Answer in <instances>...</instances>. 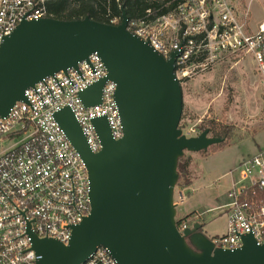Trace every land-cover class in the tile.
I'll return each instance as SVG.
<instances>
[{
    "label": "water",
    "instance_id": "obj_1",
    "mask_svg": "<svg viewBox=\"0 0 264 264\" xmlns=\"http://www.w3.org/2000/svg\"><path fill=\"white\" fill-rule=\"evenodd\" d=\"M122 10L118 26L90 18L23 21L0 47V119L26 92L45 78L88 60L102 59L107 77L80 98L86 107L102 102L110 81L116 85L123 138L115 140L106 118L93 121L102 150L90 151L72 111L55 114L73 148L86 164L91 184V214L72 227L67 245L32 237L36 264H83L105 247L118 264H264V245L241 236L242 247L215 248L195 223L178 230L175 190L179 161L185 153H201L222 143L204 131L186 137L180 123L183 90L176 77L175 57L166 60L127 31Z\"/></svg>",
    "mask_w": 264,
    "mask_h": 264
},
{
    "label": "built area",
    "instance_id": "obj_2",
    "mask_svg": "<svg viewBox=\"0 0 264 264\" xmlns=\"http://www.w3.org/2000/svg\"><path fill=\"white\" fill-rule=\"evenodd\" d=\"M47 1L0 0V47L24 20L51 18ZM173 4L166 13L150 7L141 18L128 17L127 31L166 60L177 54L175 74L181 85L217 65L246 62L253 65L264 85V22L254 29L249 10L240 12L239 0H168L165 7ZM109 21V25L118 26L122 15ZM105 77L106 67L94 53L77 68L36 84L26 92V102H18L0 119V264H36L32 234L67 245L71 228L90 216L91 184L86 164L55 114L65 108L72 111L94 154L102 150L95 119L106 118L113 138L122 139L114 83L105 84L97 106L86 107L80 98ZM200 123L188 121L183 134L197 137ZM237 169L240 180L228 192L227 231L212 239L215 248L230 251L242 247L244 235H252L258 245H264V201L255 193L256 186L264 189V156L248 157ZM179 195L183 203V193ZM175 203L178 208L180 202ZM197 216L194 224L200 219ZM193 225L183 222L178 230L183 233ZM83 264L118 263L107 248L99 247Z\"/></svg>",
    "mask_w": 264,
    "mask_h": 264
},
{
    "label": "rangeland",
    "instance_id": "obj_3",
    "mask_svg": "<svg viewBox=\"0 0 264 264\" xmlns=\"http://www.w3.org/2000/svg\"><path fill=\"white\" fill-rule=\"evenodd\" d=\"M241 1L240 12L249 10L250 20L254 26L263 22L264 0H256L250 7L248 1ZM181 86L186 115H196L200 122L206 117L215 118L221 124L232 126L233 133L226 149L203 161L200 171L206 178L203 179L202 192L190 196L183 185L191 180L190 165L193 163V156L192 153H185L183 159L185 163L188 162L190 168L188 167L189 175L186 176V181L180 177L175 190V202H180L177 219L190 213L194 208L205 205L197 196L205 195L207 192L214 196L216 193L221 194L220 201L227 205L230 200L225 192L230 179H218L221 176L220 172L230 166L233 171L236 170L239 160L243 157L246 159L259 154L264 156V85L255 75L251 63L246 62L238 66H235V63L217 65L206 72L198 73ZM194 169L193 164V175L196 174ZM234 177L237 180L240 177L238 169L234 172ZM179 192H182L185 198L183 203ZM226 220L227 209L222 207L220 210L205 213V218L201 222L205 227L212 226L218 233H222Z\"/></svg>",
    "mask_w": 264,
    "mask_h": 264
},
{
    "label": "trees",
    "instance_id": "obj_4",
    "mask_svg": "<svg viewBox=\"0 0 264 264\" xmlns=\"http://www.w3.org/2000/svg\"><path fill=\"white\" fill-rule=\"evenodd\" d=\"M168 0H48L46 7L48 14L51 18L61 21H77L85 18H90L96 22L109 24L111 17H119L124 10L129 18H141L144 16L145 11L148 8L161 9L162 13L171 11L175 4L165 7ZM173 1V0H169ZM186 119L190 123H196L200 118L196 115H186L183 110L181 119V129H184ZM186 121V122H188ZM199 131L202 133L208 131L214 138L222 139V143L212 146L210 150L216 152L229 146L231 140L233 127L230 125H224L219 123L215 118L209 119L208 117L202 119L198 126ZM207 151L201 152L206 153ZM189 164L185 163L184 159L179 161V175L181 179L186 181ZM190 185V181H186L183 188H187ZM255 193L258 199L264 201V189L255 187ZM196 214H190L179 219L178 224L188 222L189 225H193Z\"/></svg>",
    "mask_w": 264,
    "mask_h": 264
},
{
    "label": "crops",
    "instance_id": "obj_5",
    "mask_svg": "<svg viewBox=\"0 0 264 264\" xmlns=\"http://www.w3.org/2000/svg\"><path fill=\"white\" fill-rule=\"evenodd\" d=\"M245 1V0H243ZM248 1V5L250 7V4L256 0H246ZM242 1L239 0L240 5ZM245 4V3H244ZM250 16V14H249ZM264 22V20H263ZM262 21L259 23H263ZM249 23L253 28H257V26H254V24L251 22L250 17H249ZM199 115V114H198ZM226 148H223L221 150H218L216 152H213L212 150H208L206 153H192L193 156V163L190 165V170H191V180H190V185L186 188L188 195H194V193L196 192H202V188H203V179H205V175L203 174V172L200 171L201 167H202V163L203 161H205L206 158L208 157H212L215 156L219 153H221L222 150H224ZM197 154V155H196ZM245 158L243 157L241 160H239L240 162L238 163V167L241 164V162L244 160ZM193 164L195 166V175H193L192 173V168H193ZM234 167V166H233ZM236 169V168H235ZM226 171V172H224ZM236 170H232L231 166L230 167H226V169H223L222 172H220L221 176H219L218 179L221 178H229L230 179V184L228 183L226 185V194L228 195V192L230 191V189L233 187V184L236 182L237 179H235L234 174L232 175V172L234 173ZM230 176V177H229ZM240 180V177L238 178L237 181ZM181 194V193H180ZM180 196V195H179ZM221 194L216 193L215 196L212 195V193L207 192L205 195H198V199L200 200V202L204 203L205 205H202L200 208H194L190 213L185 214L184 216H182L181 218L188 216L190 214L195 213L196 215H198L197 217H200V219L197 220V223H200L203 226V232L205 233V235L210 238V239H214L217 238L219 236H222L226 233L227 231V222H228V211H227V220L226 223L223 227V232L222 233H218L217 229H215L214 227H209V226H204V224L201 222L203 220V218H205V213H211L215 210H220L222 207L226 208L227 205L223 204V202L220 201L221 199ZM194 197V196H193ZM208 208V209H207ZM227 209V208H226ZM207 210V211H206Z\"/></svg>",
    "mask_w": 264,
    "mask_h": 264
}]
</instances>
